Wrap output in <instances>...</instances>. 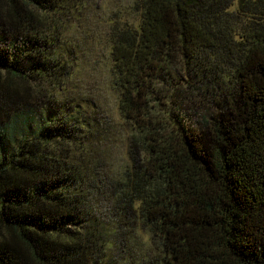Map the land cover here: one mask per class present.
<instances>
[{
    "label": "trees",
    "instance_id": "trees-1",
    "mask_svg": "<svg viewBox=\"0 0 264 264\" xmlns=\"http://www.w3.org/2000/svg\"><path fill=\"white\" fill-rule=\"evenodd\" d=\"M79 1L0 0V264L101 251L77 136L52 107L72 72L52 50ZM136 7L138 26H112L120 107L138 130L123 209L152 225L167 264H264V0Z\"/></svg>",
    "mask_w": 264,
    "mask_h": 264
},
{
    "label": "rangeland",
    "instance_id": "rangeland-1",
    "mask_svg": "<svg viewBox=\"0 0 264 264\" xmlns=\"http://www.w3.org/2000/svg\"><path fill=\"white\" fill-rule=\"evenodd\" d=\"M136 3L80 0L66 11L61 40L52 50L54 58L72 68L52 107L78 140L73 157L93 211V228L102 238L91 264H167L160 235L140 212H125L120 197L138 130L120 107L112 26L116 20L138 26L142 12ZM206 107L189 111L187 125L204 122Z\"/></svg>",
    "mask_w": 264,
    "mask_h": 264
}]
</instances>
